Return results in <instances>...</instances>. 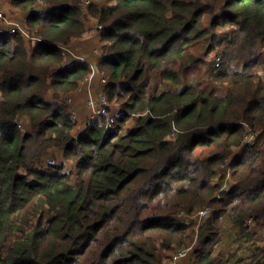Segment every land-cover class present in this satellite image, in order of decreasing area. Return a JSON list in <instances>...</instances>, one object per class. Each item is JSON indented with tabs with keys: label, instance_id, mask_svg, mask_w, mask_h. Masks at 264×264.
I'll use <instances>...</instances> for the list:
<instances>
[{
	"label": "trees",
	"instance_id": "trees-1",
	"mask_svg": "<svg viewBox=\"0 0 264 264\" xmlns=\"http://www.w3.org/2000/svg\"><path fill=\"white\" fill-rule=\"evenodd\" d=\"M114 1L11 0L36 43L0 30V264H163L193 243L192 264H223V220L264 218V0ZM84 14L108 104L80 125L66 96L93 66L63 44ZM203 207L198 228L179 217Z\"/></svg>",
	"mask_w": 264,
	"mask_h": 264
},
{
	"label": "rangeland",
	"instance_id": "rangeland-1",
	"mask_svg": "<svg viewBox=\"0 0 264 264\" xmlns=\"http://www.w3.org/2000/svg\"><path fill=\"white\" fill-rule=\"evenodd\" d=\"M98 1H100V3H99L100 6L112 5L115 2L114 0H98ZM83 19H84V22L86 24L85 27H86L87 31L82 36L73 37L70 40V43H72V44H79L80 42L84 43L83 40L88 39L89 37H95V33H98L96 31V21L93 20L92 18L89 19V14L88 15L84 14ZM92 42H93L94 46H99L98 38L93 39ZM196 49H200V48L197 46ZM84 52H85V54L91 56L95 62H98L99 56L97 54H95L91 51H88V50H86ZM236 65L241 66L240 63H237ZM97 68L99 70V67H97ZM200 68H201V72H202L206 69V65L202 64L200 66ZM93 72H94V68H93ZM99 72H100V70H99ZM92 75H93V73H91L88 76V78H90ZM160 78H158V77L156 78V81H155L156 86L154 85V87L158 90V92H160L164 89H169V88H172V90H175V91L178 89L184 88V86L182 84H170L167 81H164V80L162 81L161 80L162 78L161 79ZM259 78L262 80V82H264V70L259 71L257 79H259ZM207 81H208L207 76L203 77V83L204 82L206 83ZM215 84L218 87V92L220 93V95L224 96L228 90V87L231 85V82H223V83H215ZM78 89L79 88H76L75 90H73L71 92H74ZM102 92L105 93V88H104V91L103 90L100 91L98 89L97 97L95 98L96 101L99 100L100 94ZM78 98H79V100H81V103L79 104V107L77 109H79L81 112H86V115H87L89 113V109L86 106L87 96H86V90L85 89L78 93ZM258 134L259 133H257V135ZM249 136L251 137L252 135H249ZM254 139H255V136H254ZM64 159H65L64 156L60 153H58L57 156H55V153H54L53 157L51 158L52 162L59 163V164ZM232 161H233V159L231 156L229 158V160L223 166V168H225L227 178L230 176V172L232 171L231 166H229L230 162L232 164ZM227 182H228L227 184L225 183L226 188L231 187L234 184V175H231V177L228 178ZM29 210H30V208H29ZM25 217H26V215H22L23 219H25ZM185 219L190 220L193 227L198 228L200 225L204 224V222L207 218L205 220L203 219L204 221L201 222V220H195L194 219V214H190V217L187 216V217H185ZM230 222H231L230 219H224L223 220V225H222L221 232H220V237L222 238V240H221V243L219 244V246H216L217 251H215V252H216V254H219L222 256L221 258H222L223 264H245V263L248 264L249 259L254 257L257 253L260 252L261 249L264 248V218L261 220L260 224L255 223L254 220L248 221L247 228L244 230H241L240 228L238 230V228L235 225L231 224ZM198 231H197V234L195 236V239H197ZM14 239H11L10 242H12ZM191 246H194V247L193 248L189 247L190 253L186 258L177 259L176 262L173 260V256L179 250L178 249L175 253L170 252V254L168 255L169 257L166 260H164L163 264H181L180 263L181 261L183 262V260L188 259L192 256L194 249L199 246V243H197L196 245H194V243H193ZM165 256H166V254H165ZM185 264H189V262H185Z\"/></svg>",
	"mask_w": 264,
	"mask_h": 264
},
{
	"label": "crops",
	"instance_id": "crops-1",
	"mask_svg": "<svg viewBox=\"0 0 264 264\" xmlns=\"http://www.w3.org/2000/svg\"><path fill=\"white\" fill-rule=\"evenodd\" d=\"M43 6L38 7V9H43ZM0 11H3L5 13V18L0 19V30L3 29H10L12 27H15L17 29H23L24 37L27 41V43L30 46H34L36 43V37L32 36V34L28 31L25 23L26 16L28 14V11L25 10H19L16 9L13 5L11 0H0ZM98 38L99 40V46H94L92 40ZM84 43L80 42L79 44H72V43H66L63 44L64 52H65V61L68 64H72L76 61H89L93 68L94 72L93 75L87 79V81L81 82V88L74 92L67 93V97L70 98L72 101V108L76 113V118L81 125L82 123H86L89 120H96L99 118V115L97 114L98 107L95 106H89L87 104V101L89 99H94L97 97V91L98 89L100 91H104V88L106 87V83L103 81V77L100 74L98 70L97 62L93 60V58L87 54H85L84 51L88 50L91 51L98 56H100V50L102 47V41L101 36L98 33H95V37H89L88 39L83 40ZM99 60V59H98ZM86 90V106L89 109V113L86 115V112H81L79 109V104L81 103V100L78 98V93L82 90ZM195 255L191 256L188 259L181 261V264H185V262H189V264H192V259Z\"/></svg>",
	"mask_w": 264,
	"mask_h": 264
},
{
	"label": "built area",
	"instance_id": "built-area-1",
	"mask_svg": "<svg viewBox=\"0 0 264 264\" xmlns=\"http://www.w3.org/2000/svg\"><path fill=\"white\" fill-rule=\"evenodd\" d=\"M3 18H5V13L3 11H0V19H3ZM10 30L11 31H15V30H17V28L12 27V28H10ZM22 31H23V29H22ZM86 80H84V81H86ZM103 81L107 84V80L106 79H103ZM78 88H81V83L78 86ZM67 99H68V102L72 105V101L70 100V98H67ZM87 104L89 106H95L96 105L98 107L97 114L99 115V117H101L103 114L107 113V104L108 103H107V95H106V93L102 92L100 94L99 100H97V101H96L95 98L94 99H89L87 101ZM72 111H73L74 119L77 120L75 111L74 110H72ZM254 136L255 135H252L251 137L248 136L247 137V141L249 143H255L256 139H254ZM210 212H211L210 207H203V208H200V209H198V210H196V211H194V212H192L190 214H194V219L195 220H201V222H203L209 216ZM186 216L187 215H186V213L184 211H182V213L179 214V217L182 218V219H185ZM189 253H190V248L189 247L188 248H185V247L180 248L177 251V253L173 256V260L176 262L177 259H180V258L184 259V258H186L189 255Z\"/></svg>",
	"mask_w": 264,
	"mask_h": 264
}]
</instances>
